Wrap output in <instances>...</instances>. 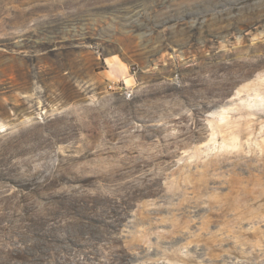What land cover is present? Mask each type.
I'll use <instances>...</instances> for the list:
<instances>
[{
	"label": "rangeland",
	"instance_id": "374dc122",
	"mask_svg": "<svg viewBox=\"0 0 264 264\" xmlns=\"http://www.w3.org/2000/svg\"><path fill=\"white\" fill-rule=\"evenodd\" d=\"M82 1L0 0V264H264V0L62 75Z\"/></svg>",
	"mask_w": 264,
	"mask_h": 264
},
{
	"label": "trees",
	"instance_id": "16d2710c",
	"mask_svg": "<svg viewBox=\"0 0 264 264\" xmlns=\"http://www.w3.org/2000/svg\"><path fill=\"white\" fill-rule=\"evenodd\" d=\"M232 0H83L74 7L75 11L82 16L78 17L72 24H64L58 30L69 31L75 29L84 34L82 37L72 38L70 41L56 39L54 45L49 50L52 52L64 53L70 45L94 48L102 42L108 43L106 50L95 49L100 55L103 63L106 52L117 54L121 59L126 60L123 52L127 51L133 61L137 62L134 49L139 37L144 40L149 39L150 44L154 39L162 36L165 32L173 30L179 32H189L191 39L199 38L202 34L208 36V31L216 23L219 26L224 21H219V17L224 14V10L229 7L238 8L246 1L231 3ZM74 11V10H73ZM214 23V24H213ZM111 26L113 33L100 36L89 35L90 28L102 29ZM224 26V25H223ZM92 31V32H93ZM219 31V30H217ZM156 40H161L157 38ZM168 44V43H167ZM172 44H170L171 46ZM61 66L56 72L65 75L68 73V59L61 54ZM95 73L98 70L92 68Z\"/></svg>",
	"mask_w": 264,
	"mask_h": 264
}]
</instances>
